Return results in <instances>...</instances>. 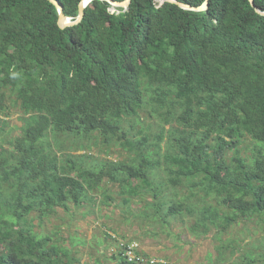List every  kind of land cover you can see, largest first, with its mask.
Returning <instances> with one entry per match:
<instances>
[{
	"label": "trees",
	"instance_id": "trees-1",
	"mask_svg": "<svg viewBox=\"0 0 264 264\" xmlns=\"http://www.w3.org/2000/svg\"><path fill=\"white\" fill-rule=\"evenodd\" d=\"M58 1L78 18L82 0ZM209 2L94 0L62 29L49 0H0V264H81L36 229L100 196L198 238L263 227L264 0ZM9 98L23 126L6 141ZM115 144L127 159H109Z\"/></svg>",
	"mask_w": 264,
	"mask_h": 264
},
{
	"label": "rangeland",
	"instance_id": "rangeland-1",
	"mask_svg": "<svg viewBox=\"0 0 264 264\" xmlns=\"http://www.w3.org/2000/svg\"><path fill=\"white\" fill-rule=\"evenodd\" d=\"M12 100H7L11 115L6 118L8 125L3 135L6 141L19 136L23 126L20 119L22 111L12 106ZM101 142L102 140L94 146V152L91 154L103 158L106 154L101 150ZM253 143L249 137L244 139L239 148L243 157L251 154L249 148ZM112 147L109 159L126 157L116 144ZM229 155L232 157L234 152H229ZM112 190L116 192L118 188L113 187ZM182 192L187 195L186 189ZM102 201L103 197L100 196V201L89 207L92 213L86 217L83 216V209L73 207L70 212L59 209L57 216L51 218L44 228L39 227L36 230L53 236L62 245L72 249V255L77 257L81 264L123 263L124 259L121 257L114 259V256L117 257L118 246L115 241L106 239L105 234L110 232L120 239L124 237L125 240L137 242L140 251L152 258L155 264H247L248 260L243 259L246 252L255 256L256 262L253 264H264V225L260 227L254 221L232 227L229 232L223 233L220 239L217 231L198 238L188 232L187 224L176 223L171 227L162 228L159 224L151 225L140 219V206L138 208L134 205V213L125 214L117 203L107 207ZM221 245L233 246L238 252L233 256L234 249H231L224 259H220L217 247Z\"/></svg>",
	"mask_w": 264,
	"mask_h": 264
},
{
	"label": "water",
	"instance_id": "water-1",
	"mask_svg": "<svg viewBox=\"0 0 264 264\" xmlns=\"http://www.w3.org/2000/svg\"><path fill=\"white\" fill-rule=\"evenodd\" d=\"M53 5L56 6V8L58 9L59 12V21L58 24L62 29L68 28V27H73L76 25H79L85 16V9L90 5L91 2H93L94 0H82V2L80 3L79 6V16L76 20H72V18L67 17L64 13V7L62 6V4L60 3V1L58 0H49ZM103 1H107L109 3H111L113 6L116 7H121L124 9H128L132 0H125L124 2H115L113 0H103ZM161 2V4H164L165 2L168 3H174L177 4L180 8L184 9V10H190V11H205L209 8L210 6V2L209 0H206L204 2L203 5H201L198 8L192 7L190 5H187L185 3L182 2H178L176 0H159ZM252 6L254 8L257 9L256 4H255V0H250ZM257 11L261 14L264 15V13H262L260 10L257 9Z\"/></svg>",
	"mask_w": 264,
	"mask_h": 264
},
{
	"label": "built area",
	"instance_id": "built-area-1",
	"mask_svg": "<svg viewBox=\"0 0 264 264\" xmlns=\"http://www.w3.org/2000/svg\"><path fill=\"white\" fill-rule=\"evenodd\" d=\"M112 236L113 241L117 243L118 253L117 255L123 258L125 261L131 264H155L154 260L148 255L140 251V247L137 242L120 239L114 233H109Z\"/></svg>",
	"mask_w": 264,
	"mask_h": 264
}]
</instances>
